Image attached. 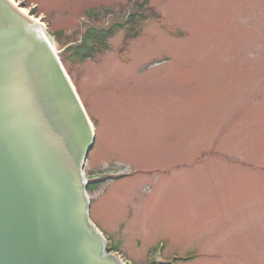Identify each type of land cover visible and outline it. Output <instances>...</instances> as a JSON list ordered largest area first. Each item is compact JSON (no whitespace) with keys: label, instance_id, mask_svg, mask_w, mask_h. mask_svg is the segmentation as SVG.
<instances>
[{"label":"rangeland","instance_id":"rangeland-1","mask_svg":"<svg viewBox=\"0 0 264 264\" xmlns=\"http://www.w3.org/2000/svg\"><path fill=\"white\" fill-rule=\"evenodd\" d=\"M13 1L96 127L84 170L110 247L131 264H264V0H149L91 58L75 52L86 30L135 0Z\"/></svg>","mask_w":264,"mask_h":264},{"label":"water","instance_id":"water-1","mask_svg":"<svg viewBox=\"0 0 264 264\" xmlns=\"http://www.w3.org/2000/svg\"><path fill=\"white\" fill-rule=\"evenodd\" d=\"M94 143L41 24L0 0V264H125L90 217Z\"/></svg>","mask_w":264,"mask_h":264},{"label":"trees","instance_id":"trees-1","mask_svg":"<svg viewBox=\"0 0 264 264\" xmlns=\"http://www.w3.org/2000/svg\"><path fill=\"white\" fill-rule=\"evenodd\" d=\"M140 1H134L131 7V9H134V12L132 14L130 13V18L127 17L124 21L121 20V22H116L115 24L103 28L89 27L83 35L82 44H79L75 48L76 54L83 55L84 58H91L98 52H104L108 47L109 38L114 35L117 28H122L124 26L135 28L134 25L139 23L141 19H147L148 16L145 15L147 5L145 4L149 0H143L142 3H140ZM87 13L94 14L96 12L95 9H89L87 10ZM132 33L134 36L137 35L135 29ZM89 189H93V185H91Z\"/></svg>","mask_w":264,"mask_h":264},{"label":"bare ground","instance_id":"bare-ground-1","mask_svg":"<svg viewBox=\"0 0 264 264\" xmlns=\"http://www.w3.org/2000/svg\"><path fill=\"white\" fill-rule=\"evenodd\" d=\"M10 3H11V5L12 6H15L14 4H15V2L13 1V0H8ZM16 9V8H15ZM17 11H19V12H21L22 11V13H23V11H24V9H16ZM43 30H45V29H43ZM46 35V34H45ZM50 42H51V40H50ZM95 129H96V127L94 126V131H95ZM87 165V161H86V164H85V166ZM85 171V170H84ZM86 178H88L87 177V175H86Z\"/></svg>","mask_w":264,"mask_h":264}]
</instances>
